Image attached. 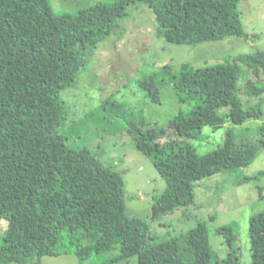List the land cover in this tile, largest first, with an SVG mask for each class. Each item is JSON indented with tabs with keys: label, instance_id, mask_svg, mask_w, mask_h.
<instances>
[{
	"label": "trees",
	"instance_id": "obj_1",
	"mask_svg": "<svg viewBox=\"0 0 264 264\" xmlns=\"http://www.w3.org/2000/svg\"><path fill=\"white\" fill-rule=\"evenodd\" d=\"M240 1L115 0L77 12H55L51 0H0V224L7 222L0 236V264L69 252L85 262L97 254L94 244L84 239L91 235L118 247L113 257L95 264L133 256L137 264H242L230 224L218 229L228 246L225 258L211 246L207 220L157 240L144 220L126 214L123 176L60 133L69 115L61 92L76 84L86 56L120 31L130 7L148 4L159 37L195 45L245 36ZM248 60L264 72V50L249 53ZM154 77L167 78L180 100L193 104L169 125L186 141L160 144L157 133L163 132L145 129L144 121L122 103L107 100L100 109L125 119L137 149L152 159L165 180L166 188L151 208L152 217L158 218L191 204L197 181L237 172L258 156L255 145H238L233 131L206 153L189 140L198 138L205 126L261 120L264 111L261 104L245 107L236 89L238 70L230 63L160 66L141 82L146 97L160 104ZM258 190L262 197V188ZM249 232L252 264H264V211L250 217Z\"/></svg>",
	"mask_w": 264,
	"mask_h": 264
},
{
	"label": "rangeland",
	"instance_id": "obj_2",
	"mask_svg": "<svg viewBox=\"0 0 264 264\" xmlns=\"http://www.w3.org/2000/svg\"><path fill=\"white\" fill-rule=\"evenodd\" d=\"M115 0H51L55 12H77L98 2ZM246 35L228 36L222 40L195 45L166 41L157 34L158 25L152 8L139 3L129 8V16L118 33L101 42L93 54L86 56L76 84L63 90L69 115L60 133L69 143L88 149L100 162L123 176L126 214L144 220L157 240L185 232L207 220L211 246L219 258H225L228 246L218 229L230 224L238 237L237 247L242 264H252L249 219L264 211V118L249 119L242 125L226 122L222 126H205L198 138L190 139L197 151L206 153L222 145L227 133L233 131L238 145H255L258 156L237 172H220L195 183L194 201L184 207L152 217L155 198L163 193L166 182L152 159L136 147L135 134L124 118L101 110L109 100L122 103L145 129H154L158 142L185 140L169 127L180 111L192 108L182 102L173 83L155 78L160 88L161 103H153L145 95L141 82L165 64L178 68L183 62L195 67L230 63L238 70L236 89L245 107L261 104L264 111V72L248 60V54L264 50V0H241L237 7ZM225 112L226 110H220ZM90 117L84 118L87 114ZM84 119L83 121H81ZM244 176L255 178L240 183ZM258 187L262 188V197ZM215 217V220H210ZM7 222L0 224V236ZM96 247L97 254L81 262L74 252L57 256H35L11 264H88L99 263L118 251L115 243L98 236L84 237ZM40 262V263H39ZM111 264H137L133 256Z\"/></svg>",
	"mask_w": 264,
	"mask_h": 264
}]
</instances>
